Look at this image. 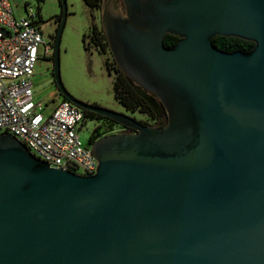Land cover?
<instances>
[{
	"label": "water",
	"instance_id": "1",
	"mask_svg": "<svg viewBox=\"0 0 264 264\" xmlns=\"http://www.w3.org/2000/svg\"><path fill=\"white\" fill-rule=\"evenodd\" d=\"M60 95L131 132L92 175L0 133V264H264V0H106L109 51L163 126ZM178 37L171 47L167 35ZM216 36L254 43L225 52Z\"/></svg>",
	"mask_w": 264,
	"mask_h": 264
},
{
	"label": "built area",
	"instance_id": "2",
	"mask_svg": "<svg viewBox=\"0 0 264 264\" xmlns=\"http://www.w3.org/2000/svg\"><path fill=\"white\" fill-rule=\"evenodd\" d=\"M19 2L0 0V133L17 138L50 167L92 175L98 161L79 135L84 111L66 99L50 106L34 98V69L51 57L52 42L30 1Z\"/></svg>",
	"mask_w": 264,
	"mask_h": 264
},
{
	"label": "rangeland",
	"instance_id": "3",
	"mask_svg": "<svg viewBox=\"0 0 264 264\" xmlns=\"http://www.w3.org/2000/svg\"><path fill=\"white\" fill-rule=\"evenodd\" d=\"M33 11H37L41 20L48 21L46 32H50L51 42L55 37V28L59 23L61 14L60 0H28ZM106 0H103L104 4ZM21 3V0L19 4ZM116 3L117 0H116ZM21 16H26L23 8H18ZM92 18L101 28L100 11L91 10L83 0H66V19L62 30L59 44V72L61 82L72 96L104 108L128 114L136 120L155 126L160 123L162 117L152 118L148 114L138 111L129 112L114 98L112 81L115 76L116 64L107 48V52H102L99 47L83 35L89 32ZM102 29V28H101ZM53 36V37H52ZM53 50L51 51V55ZM110 58L111 69L106 70L104 62ZM53 60L50 58L37 61L34 69L33 85L34 98L50 106L59 102V95L52 74ZM155 113V112H154ZM156 114V113H155ZM102 120L85 119L79 128V135L83 142H88L91 131L99 126ZM114 129H120L115 126ZM123 132V131H122Z\"/></svg>",
	"mask_w": 264,
	"mask_h": 264
},
{
	"label": "trees",
	"instance_id": "4",
	"mask_svg": "<svg viewBox=\"0 0 264 264\" xmlns=\"http://www.w3.org/2000/svg\"><path fill=\"white\" fill-rule=\"evenodd\" d=\"M83 2L91 10L100 11L103 0H83ZM59 18L61 20V14ZM86 37L89 38V40L93 42L95 46L99 47L102 52L108 53V50H107L108 44H107L105 35L102 29L100 28V26H98L97 23L95 22L94 18H92V22L89 27V32L83 35L84 41ZM177 40H178V37L167 34L164 37V45L166 47H171L176 43ZM212 41H213V44L218 49L225 51V52H232L236 50L248 52L252 50V48L254 47L253 42H250V41L238 38V37L216 36L213 38ZM52 49H53V42H52ZM50 59L53 60V54L51 55ZM113 63L116 64L114 59H113ZM104 65L108 72L111 69H113L111 67L109 57L105 60ZM114 71H115V76L112 81V90L114 93V98L119 103H121L125 107V109L129 112L138 111L143 114H148L152 118L159 120L156 114L154 113V111L152 110V108L149 106L148 102L142 96L138 94L131 80L119 69L117 64H116ZM62 99H65V98L62 97ZM84 116H85L84 120L85 119H92V120L99 119L103 121L99 126L95 127L93 131H91V134L88 140V143L90 144H92L99 137L104 136L106 134L122 132V131H113L115 126H118L120 128H122V126H120L115 121L107 117L101 116L91 111H84ZM165 123H166V120H165ZM165 123L161 125L159 124L157 126H163L165 125Z\"/></svg>",
	"mask_w": 264,
	"mask_h": 264
},
{
	"label": "flooded vegetation",
	"instance_id": "5",
	"mask_svg": "<svg viewBox=\"0 0 264 264\" xmlns=\"http://www.w3.org/2000/svg\"><path fill=\"white\" fill-rule=\"evenodd\" d=\"M49 21V20H48ZM48 21H44V20H41L40 22H39V26L41 27V29H42V31L45 33V36L48 38V39H50L51 38V35H50V32H46L45 30V28L47 27V24H48ZM58 25H59V23L57 24V28H58ZM57 28H55V32H57ZM53 37V36H52ZM54 38L55 37H53V41H54ZM62 99V96L61 95H59V100H61ZM84 111V110H83ZM162 122H160V123H158L157 125H161V124H163V123H165V120H166V117H162ZM120 131H125V132H131L132 130L131 129H126V128H124V127H122L121 129H120Z\"/></svg>",
	"mask_w": 264,
	"mask_h": 264
}]
</instances>
